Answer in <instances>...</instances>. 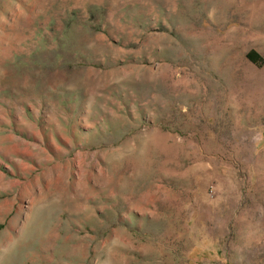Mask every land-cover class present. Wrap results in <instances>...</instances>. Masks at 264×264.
Returning a JSON list of instances; mask_svg holds the SVG:
<instances>
[{
  "label": "rangeland",
  "instance_id": "obj_1",
  "mask_svg": "<svg viewBox=\"0 0 264 264\" xmlns=\"http://www.w3.org/2000/svg\"><path fill=\"white\" fill-rule=\"evenodd\" d=\"M264 0H0V264H264Z\"/></svg>",
  "mask_w": 264,
  "mask_h": 264
},
{
  "label": "trees",
  "instance_id": "obj_2",
  "mask_svg": "<svg viewBox=\"0 0 264 264\" xmlns=\"http://www.w3.org/2000/svg\"><path fill=\"white\" fill-rule=\"evenodd\" d=\"M246 58L255 65H261L263 63V57L255 49H250L246 53Z\"/></svg>",
  "mask_w": 264,
  "mask_h": 264
}]
</instances>
